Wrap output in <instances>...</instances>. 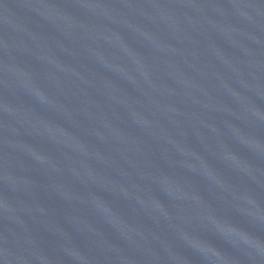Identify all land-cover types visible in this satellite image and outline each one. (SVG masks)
<instances>
[{"label":"water","instance_id":"1","mask_svg":"<svg viewBox=\"0 0 264 264\" xmlns=\"http://www.w3.org/2000/svg\"><path fill=\"white\" fill-rule=\"evenodd\" d=\"M0 264H264V0H0Z\"/></svg>","mask_w":264,"mask_h":264}]
</instances>
